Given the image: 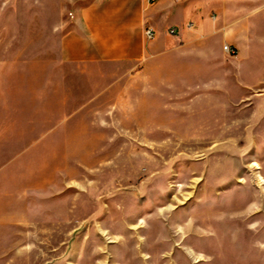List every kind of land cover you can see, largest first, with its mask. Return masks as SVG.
<instances>
[{
  "label": "rangeland",
  "instance_id": "obj_1",
  "mask_svg": "<svg viewBox=\"0 0 264 264\" xmlns=\"http://www.w3.org/2000/svg\"><path fill=\"white\" fill-rule=\"evenodd\" d=\"M90 1L0 0V204L26 219L0 264H264V42L236 61L208 39L209 63L171 46L151 89L103 91L115 67L38 50Z\"/></svg>",
  "mask_w": 264,
  "mask_h": 264
},
{
  "label": "crops",
  "instance_id": "obj_2",
  "mask_svg": "<svg viewBox=\"0 0 264 264\" xmlns=\"http://www.w3.org/2000/svg\"><path fill=\"white\" fill-rule=\"evenodd\" d=\"M193 8V13L191 9H174L167 0L164 5L159 0H92L70 13V19L60 28L50 24L49 39L41 41L38 50L50 56L54 53V59L49 60L53 66H72L74 73L88 78L93 67H115L119 71L96 74L100 80H110L104 85L106 91L122 80H129L131 88L138 79L146 80L147 88L154 85L156 76L164 80L163 67L158 72L153 70L168 62L166 53L171 46L178 52L196 47V62L209 63L212 56L206 47L208 39H219L235 49L236 61L239 55L248 59L255 37L264 42V0H204ZM171 13L176 16L172 21ZM185 19L189 22L179 32L177 23L181 22L180 26ZM168 25L176 30L175 35H168ZM148 28L155 33L152 40L145 37ZM30 64L37 77V39ZM8 132L1 138L11 137H5ZM11 133L15 138L16 133ZM25 226L26 219L19 211L16 214L0 204V241L24 239Z\"/></svg>",
  "mask_w": 264,
  "mask_h": 264
},
{
  "label": "built area",
  "instance_id": "obj_3",
  "mask_svg": "<svg viewBox=\"0 0 264 264\" xmlns=\"http://www.w3.org/2000/svg\"><path fill=\"white\" fill-rule=\"evenodd\" d=\"M148 2H154L155 0H147ZM168 35H175L176 34V30L171 28L167 31ZM154 31L150 28L145 30V37L147 38V40H152L154 38ZM223 51L225 52L226 55L229 56H233L235 55V50L230 47L229 45H223Z\"/></svg>",
  "mask_w": 264,
  "mask_h": 264
}]
</instances>
